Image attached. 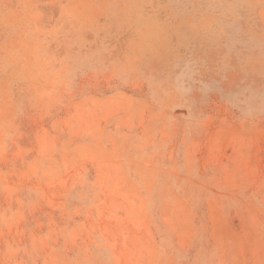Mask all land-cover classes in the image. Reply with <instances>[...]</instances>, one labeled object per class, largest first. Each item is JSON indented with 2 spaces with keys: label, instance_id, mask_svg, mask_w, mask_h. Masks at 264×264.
<instances>
[{
  "label": "rangeland",
  "instance_id": "374dc122",
  "mask_svg": "<svg viewBox=\"0 0 264 264\" xmlns=\"http://www.w3.org/2000/svg\"><path fill=\"white\" fill-rule=\"evenodd\" d=\"M0 264H264V0H0Z\"/></svg>",
  "mask_w": 264,
  "mask_h": 264
}]
</instances>
